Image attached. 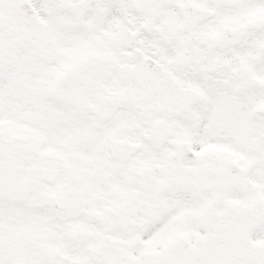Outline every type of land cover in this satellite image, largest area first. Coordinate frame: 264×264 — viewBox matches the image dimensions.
<instances>
[{
	"label": "snow or ice",
	"instance_id": "obj_1",
	"mask_svg": "<svg viewBox=\"0 0 264 264\" xmlns=\"http://www.w3.org/2000/svg\"><path fill=\"white\" fill-rule=\"evenodd\" d=\"M0 264H264V0H0Z\"/></svg>",
	"mask_w": 264,
	"mask_h": 264
}]
</instances>
